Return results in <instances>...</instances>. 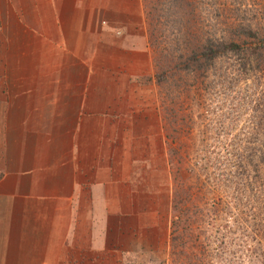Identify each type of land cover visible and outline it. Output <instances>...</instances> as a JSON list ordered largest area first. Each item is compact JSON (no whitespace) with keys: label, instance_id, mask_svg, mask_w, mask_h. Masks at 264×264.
Returning <instances> with one entry per match:
<instances>
[{"label":"crops","instance_id":"crops-1","mask_svg":"<svg viewBox=\"0 0 264 264\" xmlns=\"http://www.w3.org/2000/svg\"><path fill=\"white\" fill-rule=\"evenodd\" d=\"M0 20V264L140 254L169 204L142 0H0Z\"/></svg>","mask_w":264,"mask_h":264},{"label":"rangeland","instance_id":"rangeland-1","mask_svg":"<svg viewBox=\"0 0 264 264\" xmlns=\"http://www.w3.org/2000/svg\"><path fill=\"white\" fill-rule=\"evenodd\" d=\"M155 3L158 11L152 12ZM142 5L169 163V204L158 211L165 225L158 241L140 254L123 255L117 264H264V162L259 160L264 146L253 141L259 127L255 100H264V63L262 73L243 70L242 54L204 71H186L179 63V56L197 48L213 29L238 39L234 22L247 21L264 34V0H142ZM1 25L0 20V32ZM238 40L242 44L246 36ZM240 162L253 171L243 174ZM175 216L188 227H178Z\"/></svg>","mask_w":264,"mask_h":264},{"label":"trees","instance_id":"trees-1","mask_svg":"<svg viewBox=\"0 0 264 264\" xmlns=\"http://www.w3.org/2000/svg\"><path fill=\"white\" fill-rule=\"evenodd\" d=\"M155 5L156 3L154 4V6H152V8H150L152 12L158 11V7H155ZM234 25L237 27V28H234V32H236L234 33V35L235 36L238 35L236 36L238 39H242L243 36H246V40H243L242 44L241 42L239 43V40L236 38H227L225 36L216 35L217 29H213L211 30V33H208V32L205 33L206 39L197 48H193L192 50L190 49L187 54L185 53L179 56V59H180L179 63L181 64V69H184L186 71H191L193 69L198 71L200 69L199 71H202V70L204 71V70H207L209 67H211L212 64H214L216 61L223 59L225 57L226 58L231 57L230 56L231 54L232 55L242 54L241 65L243 66V70L247 72L249 68L252 67L255 70V72H259L261 69L260 66L264 63V62H261L264 60V56L259 53V50H261V48L259 47L261 46V44H263L261 42L264 40L263 39L264 34L261 35L260 31L257 28H253L250 25V22H247V21L239 22L238 24L234 22ZM242 45H245V48H243ZM252 56L257 58L259 61L255 62L251 60ZM259 73H262V72L260 71ZM261 76L262 74L259 75L260 80H261ZM238 77L242 79L241 75H239ZM160 81H161V77H160ZM263 102L264 100L261 99V96L256 98L255 100L256 108H255V113L253 114L254 119H255V116L257 117L258 124H259L258 130H255V133H254L256 138H254L253 141L257 143L258 146L260 147L264 146V124H263L264 123V104ZM262 142L263 144L260 145V143ZM259 160L262 161V163L264 162V152L262 154L260 153ZM246 161H247V164L248 165L251 164L253 168H256V166L258 167L259 165L258 162L252 163V161L249 159ZM239 165L242 166L243 174L248 173L249 171H253V170H249L248 168L247 169L245 168L246 166L245 162L243 163L240 162ZM254 172L256 173V171ZM249 185L252 186V183H250ZM175 217H176L175 223L178 227H182L181 225H183L184 228L188 227V224L187 223L185 224L181 220V216H175ZM212 255L213 253L211 254V256Z\"/></svg>","mask_w":264,"mask_h":264}]
</instances>
